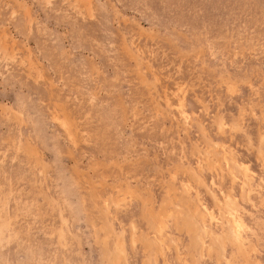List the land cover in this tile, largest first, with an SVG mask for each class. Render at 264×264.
Listing matches in <instances>:
<instances>
[{"label":"rangeland","instance_id":"obj_1","mask_svg":"<svg viewBox=\"0 0 264 264\" xmlns=\"http://www.w3.org/2000/svg\"><path fill=\"white\" fill-rule=\"evenodd\" d=\"M0 264H264V0H0Z\"/></svg>","mask_w":264,"mask_h":264}]
</instances>
